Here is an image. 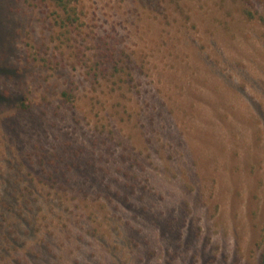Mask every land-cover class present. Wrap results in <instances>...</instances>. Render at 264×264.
I'll list each match as a JSON object with an SVG mask.
<instances>
[{
	"label": "rangeland",
	"instance_id": "rangeland-1",
	"mask_svg": "<svg viewBox=\"0 0 264 264\" xmlns=\"http://www.w3.org/2000/svg\"><path fill=\"white\" fill-rule=\"evenodd\" d=\"M0 0V264H261L264 0Z\"/></svg>",
	"mask_w": 264,
	"mask_h": 264
},
{
	"label": "trees",
	"instance_id": "trees-1",
	"mask_svg": "<svg viewBox=\"0 0 264 264\" xmlns=\"http://www.w3.org/2000/svg\"><path fill=\"white\" fill-rule=\"evenodd\" d=\"M59 10L57 15V21L59 25L64 28L68 29L74 26L76 21V10L71 5L72 0H52ZM260 263L264 264V252H262L260 256Z\"/></svg>",
	"mask_w": 264,
	"mask_h": 264
}]
</instances>
